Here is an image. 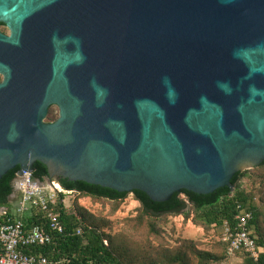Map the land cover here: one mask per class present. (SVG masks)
<instances>
[{"label":"water","instance_id":"95a60500","mask_svg":"<svg viewBox=\"0 0 264 264\" xmlns=\"http://www.w3.org/2000/svg\"><path fill=\"white\" fill-rule=\"evenodd\" d=\"M0 22L14 188L41 161L51 183L164 202L264 162V0H0Z\"/></svg>","mask_w":264,"mask_h":264},{"label":"trees","instance_id":"16d2710c","mask_svg":"<svg viewBox=\"0 0 264 264\" xmlns=\"http://www.w3.org/2000/svg\"><path fill=\"white\" fill-rule=\"evenodd\" d=\"M49 120H53V116L49 113ZM264 167V162L260 165ZM20 167L10 170L0 179V209L9 214V209L15 207L17 200L12 199L15 193L13 181ZM34 176L40 180L49 176V170L46 164L37 161L34 164ZM253 176L250 170H240L232 178L235 190L231 187H222L212 193L200 194L190 190H182L176 192L169 200L157 202L152 200L145 192L134 190L132 192H119L115 189L103 187L101 185L90 184L85 181H72L68 178L60 179V183L66 190L78 192L82 195L92 196L94 198H106L110 200H123L130 193L140 201L142 205V214L150 216H160L164 214H184L186 218L191 215L186 208L190 204L195 211V218L206 225L220 226L225 221L233 222L237 213L238 204L248 206L253 212L251 225L255 235L258 237V244L264 248V206L257 205L253 201V192H248L241 186L243 178ZM56 186L60 185L56 182ZM65 193H61V198ZM54 210L65 226L63 233L55 235L52 243L36 246L27 249L29 253H42L49 257V264H127L124 260L121 249L114 246L110 240L105 244L107 234L94 223L91 224L88 216L83 208L66 207L64 202L58 201L56 205H52ZM4 215V214H3ZM25 223L27 226L40 225L47 226L46 211L38 208L34 209L32 215H26ZM81 229V233H79ZM223 246L222 254L217 257L210 252L195 251V256L203 264L210 260H220L223 264L227 259L226 244L221 240ZM160 255L166 264H176L184 262L188 259L185 250H180L174 255L165 251ZM244 264H264V252L261 253L258 260L252 257L243 256ZM155 264V263H154Z\"/></svg>","mask_w":264,"mask_h":264},{"label":"rangeland","instance_id":"374dc122","mask_svg":"<svg viewBox=\"0 0 264 264\" xmlns=\"http://www.w3.org/2000/svg\"><path fill=\"white\" fill-rule=\"evenodd\" d=\"M49 113L53 120L59 115L58 108L53 106ZM49 116V114H48ZM47 116V121L49 120ZM253 176L242 179L241 186L253 192V201L264 206V167L244 168ZM44 181L50 182L49 176ZM63 188L59 180L53 178ZM235 190V189H234ZM71 191V190H69ZM15 194V193H14ZM12 196L17 200L18 194ZM64 204L69 208L77 206L85 210L91 224L99 226L107 234L105 244L113 242L121 249L127 264H166L160 255L165 251L175 254L185 250L188 259L176 264H203L195 256V251L210 252L219 257L222 254L221 227L206 225L195 218V211L189 204V218L184 214H164L150 216L142 214V205L133 193L123 200L94 198L72 191L65 193ZM244 257L231 261L230 264H244ZM205 264H223L220 260H210Z\"/></svg>","mask_w":264,"mask_h":264},{"label":"built area","instance_id":"2783aa9c","mask_svg":"<svg viewBox=\"0 0 264 264\" xmlns=\"http://www.w3.org/2000/svg\"><path fill=\"white\" fill-rule=\"evenodd\" d=\"M44 179L36 178L34 172L23 171L14 188V196L19 193L15 207L9 209L8 215L0 209V264L51 262L47 255L29 253L27 249L50 244L55 235L64 232L65 226L51 206L56 205L59 200L65 201L61 198V193L72 191L57 187L55 182H47ZM38 208L46 211L47 226H27L26 215H32L33 210ZM237 210L234 221H225L222 225L221 240L226 244L227 255L224 264H230L232 260L245 255L258 260L264 252L251 225L252 210L241 203L238 204Z\"/></svg>","mask_w":264,"mask_h":264},{"label":"flooded vegetation","instance_id":"af4514ba","mask_svg":"<svg viewBox=\"0 0 264 264\" xmlns=\"http://www.w3.org/2000/svg\"><path fill=\"white\" fill-rule=\"evenodd\" d=\"M0 32L1 33H4V34H6V35H10L11 34V29H10V27L6 24V23H4V22H0ZM53 106H56L57 108H58V112H59V107L57 106V105H52L51 107H50V109L53 107ZM60 179H62V178H59V180ZM56 183V182H55Z\"/></svg>","mask_w":264,"mask_h":264},{"label":"bare ground","instance_id":"6f19581e","mask_svg":"<svg viewBox=\"0 0 264 264\" xmlns=\"http://www.w3.org/2000/svg\"><path fill=\"white\" fill-rule=\"evenodd\" d=\"M54 185L56 186V183Z\"/></svg>","mask_w":264,"mask_h":264}]
</instances>
